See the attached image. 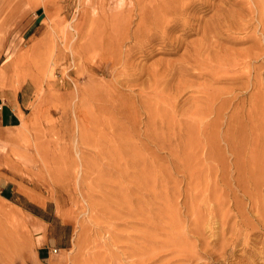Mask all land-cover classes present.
Listing matches in <instances>:
<instances>
[{"label":"rangeland","instance_id":"obj_1","mask_svg":"<svg viewBox=\"0 0 264 264\" xmlns=\"http://www.w3.org/2000/svg\"><path fill=\"white\" fill-rule=\"evenodd\" d=\"M263 20L264 0H0V69L29 88L0 132V264H44L41 239L45 264H264Z\"/></svg>","mask_w":264,"mask_h":264},{"label":"crops","instance_id":"obj_2","mask_svg":"<svg viewBox=\"0 0 264 264\" xmlns=\"http://www.w3.org/2000/svg\"><path fill=\"white\" fill-rule=\"evenodd\" d=\"M4 50L2 51L4 52ZM7 76L8 70L4 65L0 69V132L17 129V127L22 124L23 118L21 117L20 111L25 116V119L27 117L26 109L28 108V102L25 97L27 95L25 89L29 88L26 87V83L18 87L8 85ZM5 192H9L8 194L10 195L9 188H5ZM3 197L5 196L3 195ZM35 216L40 218L38 215ZM41 242L42 245H40L37 251V258L40 263L45 264L52 260L53 256L51 254V249L54 248L57 243H54V240L46 242L44 239H41Z\"/></svg>","mask_w":264,"mask_h":264},{"label":"bare ground","instance_id":"obj_3","mask_svg":"<svg viewBox=\"0 0 264 264\" xmlns=\"http://www.w3.org/2000/svg\"><path fill=\"white\" fill-rule=\"evenodd\" d=\"M172 10H173V9H172ZM160 14H162V13H159V15H160ZM157 15H158V13H157ZM162 15H163V14H162ZM160 17H161V15H160ZM164 17H165V16H164ZM155 18H158V17H156V15H155ZM161 18L163 19V17H161ZM158 19H160V18H158ZM162 19H161V22H163V21L165 20V19H164V20H162ZM154 20H155V19H154ZM144 21H145V20H144ZM159 22H160V21H159ZM168 23H169V21L167 22V24H168ZM263 24H264V20H263ZM167 26H169V25H165V23L163 22V28L166 29V28H168ZM241 64H242V63H241ZM243 64H246V65H247V62L245 61V62H243ZM248 65H249V63H248ZM245 168H246V167H245Z\"/></svg>","mask_w":264,"mask_h":264},{"label":"built area","instance_id":"obj_4","mask_svg":"<svg viewBox=\"0 0 264 264\" xmlns=\"http://www.w3.org/2000/svg\"><path fill=\"white\" fill-rule=\"evenodd\" d=\"M59 252V248L58 247H54L51 249V253L52 254H57Z\"/></svg>","mask_w":264,"mask_h":264},{"label":"trees","instance_id":"obj_5","mask_svg":"<svg viewBox=\"0 0 264 264\" xmlns=\"http://www.w3.org/2000/svg\"><path fill=\"white\" fill-rule=\"evenodd\" d=\"M3 195H4L5 197H7L8 199H10V196H9V194H8V193H6L5 191H3Z\"/></svg>","mask_w":264,"mask_h":264}]
</instances>
